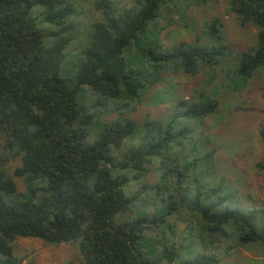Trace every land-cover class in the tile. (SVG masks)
<instances>
[{"label": "trees", "instance_id": "obj_1", "mask_svg": "<svg viewBox=\"0 0 264 264\" xmlns=\"http://www.w3.org/2000/svg\"><path fill=\"white\" fill-rule=\"evenodd\" d=\"M129 1L94 0L88 40L73 49L74 73L66 77L79 0H0V139L21 157L14 174L26 186L19 191L0 153V264L23 260L15 255L18 238L51 245L81 239V264H173L175 246L154 258L143 242L176 217L195 220L212 241L264 244L259 214L236 203L237 192L217 167V150L202 128L219 112L211 95L175 103L166 118L148 115L139 123L123 115L90 135L99 109L134 112L169 73L215 71L226 57L219 17L207 25L212 47L181 42L168 49L143 35L175 0ZM230 9L242 27L257 29L256 46L234 57L242 82L264 68V0H230ZM85 87L91 106L80 102ZM259 133L264 144V124ZM257 167L264 171V162ZM137 181L139 189L128 195L125 187ZM219 262L198 254L175 264Z\"/></svg>", "mask_w": 264, "mask_h": 264}, {"label": "rangeland", "instance_id": "obj_2", "mask_svg": "<svg viewBox=\"0 0 264 264\" xmlns=\"http://www.w3.org/2000/svg\"><path fill=\"white\" fill-rule=\"evenodd\" d=\"M130 3L129 0H119ZM76 28L72 44L66 49L63 74L74 73V50L79 51L88 40L89 23L96 16L94 0H79ZM219 17L226 36V57L214 70L202 68L195 74L169 73L164 83L156 86L144 98L134 112L121 114V110L99 109L93 131L97 136L103 124L121 118L123 115L141 123L148 115L166 118L172 113L175 103L198 99L199 93L211 95L219 103V112L204 120L202 128L216 148V165L230 180L237 192L236 203L246 212L256 211L264 229V171L257 167L264 162V144L260 128L264 124V68L253 77L238 82L234 73V57L257 44V29L253 25L242 27L230 9V0H209L197 4L194 0H175L162 8L161 16L144 33L143 40L154 45L170 48L181 42L198 43L212 47L213 39L208 35L207 25ZM72 48V49H71ZM74 49V50H73ZM134 52V49L132 50ZM132 66H140L138 64ZM86 87L80 91V102L90 105L94 100ZM201 128V129H202ZM92 137L89 136L88 140ZM0 139V153L7 158L6 169L14 177L19 191L24 192V180L16 176V168L22 165L21 157L4 149ZM154 165L145 176L146 181L154 179ZM140 182L127 185L125 191L131 195L139 189ZM144 196V194H143ZM146 198L148 196L145 195ZM150 208H152L151 204ZM143 247L151 257L164 258L168 247L175 246L178 256L173 264L191 255L210 254L220 259L219 264H264V244L233 247L231 244L212 241L197 227L195 220L177 217L162 224L146 235ZM218 242V243H217ZM81 239L60 245H51L38 238H18L15 255L24 257L20 264H81L83 254ZM168 246V247H167ZM161 264H170L166 259Z\"/></svg>", "mask_w": 264, "mask_h": 264}]
</instances>
